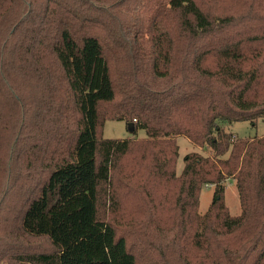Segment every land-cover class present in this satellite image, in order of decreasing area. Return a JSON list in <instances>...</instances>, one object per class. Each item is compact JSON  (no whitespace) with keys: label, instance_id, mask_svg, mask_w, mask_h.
Segmentation results:
<instances>
[{"label":"trees","instance_id":"obj_1","mask_svg":"<svg viewBox=\"0 0 264 264\" xmlns=\"http://www.w3.org/2000/svg\"><path fill=\"white\" fill-rule=\"evenodd\" d=\"M263 118L264 0H0V150L31 180L0 264H111L97 225L132 264H264V136L221 125ZM108 120L146 136L105 138ZM178 136L213 154L178 174ZM121 184L141 199L109 220Z\"/></svg>","mask_w":264,"mask_h":264},{"label":"rangeland","instance_id":"obj_2","mask_svg":"<svg viewBox=\"0 0 264 264\" xmlns=\"http://www.w3.org/2000/svg\"><path fill=\"white\" fill-rule=\"evenodd\" d=\"M21 39V37H20ZM71 53V52H70ZM71 58V55H70ZM15 76L20 78V71L15 72ZM13 88L16 86V80L12 78ZM5 95L9 98L7 91ZM12 106H17L15 102L8 100ZM5 103L7 101L5 100ZM222 128L229 133H232L234 137L240 138H254L264 136V118L259 119L256 123L250 121L242 122H226L221 124ZM103 136L108 139H126V138H143L146 136V132L143 129H140L135 134L133 129L128 126L125 121H114L108 120L105 123ZM236 137V138H237ZM177 143L180 148V156L177 164V172L181 174L184 168V158L187 154L191 152H198L205 156L211 155V148L205 146L204 148L192 143L185 136H178ZM9 141H6L3 144V149L0 150L1 160H0V225L3 232L5 231H17V225H14V215L16 207L21 204V198L25 194V188L29 185L31 181L29 176L25 175V170L22 168V162L10 153L9 151ZM131 159L130 156L127 158ZM126 160V159H125ZM124 160V166L127 168L128 160ZM33 182V181H32ZM30 182V184H32ZM226 189V202L231 212V215L237 217L241 214V201L239 192L236 186V183L233 180L227 181ZM120 212L121 215H113L109 211L106 214L103 213L101 209L100 213L102 216L109 220H118L122 221L127 219L130 211L134 208L135 204L141 199L139 195L135 196L134 194H128L126 189L121 184L120 190ZM213 193L214 186L206 185L201 193V214H205L210 205L213 202ZM106 196L104 197V199ZM108 205V204H107ZM163 211V210H162ZM166 214V212H164ZM91 223H94L93 218H89ZM99 227V236L96 238L97 247L105 252L110 260L111 264H132V259L129 258L124 250L123 243H120L118 246H115L113 243V236L111 230L108 227L103 225H97ZM123 229H119L121 234ZM123 235V234H121ZM3 236V235H1ZM128 236V235H127ZM130 245L132 247H137V240L134 236L128 237ZM3 242L6 243V238L4 237ZM14 244V241L12 245ZM139 246V244H138ZM138 256L142 253L137 249ZM2 264H6L3 262ZM139 264V262H138Z\"/></svg>","mask_w":264,"mask_h":264},{"label":"water","instance_id":"obj_3","mask_svg":"<svg viewBox=\"0 0 264 264\" xmlns=\"http://www.w3.org/2000/svg\"><path fill=\"white\" fill-rule=\"evenodd\" d=\"M130 127H132V126L130 125Z\"/></svg>","mask_w":264,"mask_h":264}]
</instances>
